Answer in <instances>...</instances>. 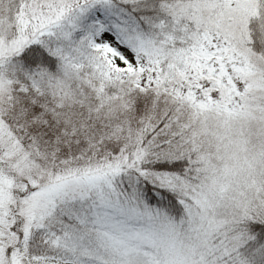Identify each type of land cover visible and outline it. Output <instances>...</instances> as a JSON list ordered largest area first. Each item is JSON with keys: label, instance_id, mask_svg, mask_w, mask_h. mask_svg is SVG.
<instances>
[{"label": "snow or ice", "instance_id": "obj_1", "mask_svg": "<svg viewBox=\"0 0 264 264\" xmlns=\"http://www.w3.org/2000/svg\"><path fill=\"white\" fill-rule=\"evenodd\" d=\"M0 264H264V0H0Z\"/></svg>", "mask_w": 264, "mask_h": 264}]
</instances>
